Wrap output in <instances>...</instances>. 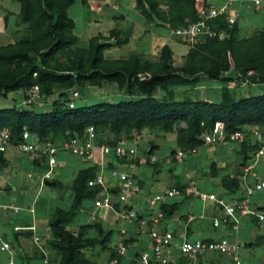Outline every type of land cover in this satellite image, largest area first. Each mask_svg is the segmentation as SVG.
Returning a JSON list of instances; mask_svg holds the SVG:
<instances>
[{
    "label": "trees",
    "instance_id": "obj_1",
    "mask_svg": "<svg viewBox=\"0 0 264 264\" xmlns=\"http://www.w3.org/2000/svg\"><path fill=\"white\" fill-rule=\"evenodd\" d=\"M16 1L20 3L21 20L33 22L35 27L31 34L19 41L0 45V102L9 93L31 91L36 86L46 95H52L55 88L63 89L60 93L63 97L71 89L72 93L74 90L80 91L87 82L99 85L103 81L118 84L126 96L117 102L76 104L73 108L69 103L74 99L67 97L61 100L59 96L53 100L49 111L29 106L0 107V127L10 131L11 144L15 149L19 142L25 140L34 144L46 139L56 143L63 142L67 137L66 132L72 136H82L90 126L96 128L97 143L126 147H128L126 142H120L118 139L109 141L103 137L101 127H110L112 131L119 133L140 131L144 128L158 129L164 133L176 131L179 149L203 145V133L212 131L218 121L224 123L227 133L245 130L248 126L264 128V92L221 101L201 98L163 100L155 95L158 89H166L169 85L194 84L200 73L207 74L211 79L235 80V77L222 76L234 68L239 73L237 77L239 80L245 78L250 70L261 71V67H264V28L252 37L239 39L236 35V23L232 29L227 30L229 36L224 39L209 37L198 41L190 47L185 65L180 70L171 64L172 50L169 45L163 47L161 57L157 61L141 58L138 54H131L127 58L105 57V50L121 47L128 42L127 38L120 36L119 30H113L111 33L116 39L114 42L108 40L98 42L93 39L87 56L80 54L66 62H60L58 55L79 42L78 37L71 33L76 24L68 13L75 0ZM158 1L136 0L137 7L145 18L162 20L175 29L198 20L200 8L208 5L207 0H161L167 7L159 8ZM227 17L226 13L218 16L215 20L216 28L226 29ZM25 131L30 133L29 139L24 138ZM241 143L248 145L252 152L258 148V144L250 139ZM158 145L153 142L147 151L148 163H152L150 159L153 152L159 149ZM134 149L137 154L138 150L136 147ZM176 150L172 151L173 155ZM62 152L72 153L67 149H61L57 154L58 162ZM136 154L131 155L127 152L122 157L113 154L112 160L108 159V170L128 169L129 163L138 161ZM34 163L39 168H48V156L33 158ZM100 169V165L94 163L81 168L71 185L73 199L70 206L68 209L55 208L49 224L50 235L40 240L41 243H37L40 255L47 257L43 260L48 264H51L52 258L56 264H95L92 253L102 256L99 249L109 250L107 264H121V259L127 252L119 254V243L124 241L128 250L135 236L122 234L121 229L125 228L127 233V229L134 221L122 223L118 216L120 210L136 208L139 218L135 221L140 223L138 228L141 230V226L146 224L152 226V223L142 218L140 210L132 204V196L124 204H119L118 199L111 200L117 209L114 212L117 217L116 223L120 225L117 229L120 235L116 236L115 241L113 229H108L101 219L97 221L93 219L90 223L83 215L86 218L84 223L70 228L84 201L95 200L101 194H105L104 186L89 185V180L94 178ZM129 170L133 173L134 182L139 186V191L134 193L135 195L142 188L133 170ZM109 189L112 190L110 186ZM150 206L154 212L158 211V206L151 204ZM178 206L179 203L164 202L160 205V210L164 216H168L173 214ZM28 235L31 237V232ZM115 259L117 262H114ZM138 262L140 263L139 258Z\"/></svg>",
    "mask_w": 264,
    "mask_h": 264
},
{
    "label": "rangeland",
    "instance_id": "obj_2",
    "mask_svg": "<svg viewBox=\"0 0 264 264\" xmlns=\"http://www.w3.org/2000/svg\"><path fill=\"white\" fill-rule=\"evenodd\" d=\"M158 7L166 8L167 4L159 0ZM19 12L20 3L18 1H0V45L19 41L22 37L31 34L32 29L35 27V23L23 22L20 18ZM68 13L69 16L74 19L76 24L71 33L78 37L79 42L58 55V60L60 62H66L70 58L80 54L87 56L90 43L93 39L98 42L106 40L114 42L116 39L111 36V33L113 30H119L118 32L120 36L127 38L128 42L121 47H112L105 50V57L110 59L127 58L131 54H138L141 58L157 61L161 57L163 47L170 44L169 46H171L170 48L172 50V66H174L177 70H180L185 65L186 54L189 51L190 44L192 42L191 39L177 36L175 34V27L169 23L162 22V20L159 19L149 20L145 18L138 9L136 0H75V2L70 6ZM263 13L264 8L260 7L257 13L255 12L252 17L255 29L253 28L252 32H250V27H244L241 35H244V37H246V35L252 37L255 33H258L256 31H258L257 29H259V27H261L262 30L264 18L260 14ZM261 68V71L250 70L245 78H241L239 80L237 79L239 73H237L234 68L231 69L232 72L223 74H225L226 77H235V80H225L223 78L214 80L209 78L207 74L200 73L198 74L197 82L194 84L169 85L166 89H158L155 92V95L163 100L171 98L178 100L183 98H201L209 101H221L222 99L232 100L239 99L244 95L259 94L264 92V67ZM261 76H263V80H261ZM62 90L63 89L55 88L52 95L42 94L40 91L37 93V90L34 94H31V91L25 90L9 93L2 98L0 107H9L13 105L19 107L29 106L33 108L39 107L41 110L49 111L52 107L53 100L60 96ZM80 92L81 94L79 97H74L71 89V91H68L67 95L60 97L61 100L71 97L74 101H76L77 105H87L100 101L117 102L124 99L126 96L125 92L120 89L118 84L108 81H103L99 85H93L87 82L83 87H81ZM27 94L28 96L33 95L31 101L28 100L31 96L27 99ZM101 130H103V137L109 141L118 139L120 142H126L128 147H136L138 154L145 159L149 156L147 151L150 149L153 142L155 144H159V149L153 152V157L151 156V158H153V160L150 159L152 163H143L141 167L134 170H143L145 187L147 189L152 187L154 191H163L169 183L176 185L177 182L181 185L187 184L189 186L195 182L196 187L201 191H218L217 186L214 185L216 183H214L215 180L212 175L213 162L216 161L218 163H225L228 167L235 166L237 168L239 167V161L242 160L240 154L237 155L234 152H227L226 148H224L229 145H237L236 143L229 144L221 142L217 144H203L199 147L196 155L189 156L185 160L166 162V153H170L172 149L170 145L174 146L173 144H170V142L173 141L176 136V131L173 133H164L158 129L153 130L144 128L140 131H122L119 133L112 131L110 127H101ZM222 147L223 150L221 149ZM221 151L224 154V158L222 157ZM6 153L11 159L8 171H11V173L14 174L13 179L23 182L29 180L26 184V188L30 194H23V191L14 193L17 196H20L17 204L22 205V203H26L25 200L27 198L28 201L31 202L33 197H35L39 204V210L45 212V210H47L51 205V197L53 195L56 198L52 201V204H54L55 207L68 209L73 199V195L71 193L73 179L77 175L80 167L87 164L86 162L82 161L78 164L76 163L77 161L75 158L78 156L68 152L60 153L59 162L53 167V175L59 179L61 185L59 187H53L45 184V179H42L39 176L41 174V170L44 169L42 170L43 174L46 168H38L28 163L29 160L25 156H30L31 154L16 151L14 147H10ZM112 155L113 152L110 154V157H112ZM100 156V153L97 152V154H95L96 158H94V161L92 162H95L96 159H98V164L101 166V162L104 163L106 161ZM173 157V153L171 152V158L173 159ZM125 171L130 170L129 168H126ZM27 172L31 173L29 178H26L28 175ZM104 173L108 176L107 171ZM210 181L212 184H209ZM111 182L116 183L118 181L111 178L110 183ZM188 197L193 199L188 202V206L192 208V204H194V207H196L199 199L192 193L188 194ZM112 198L116 199L118 197L114 194L112 195ZM84 203L81 205L77 217L74 219L73 223H71V229H73V226L76 224H78V227L79 223H84L86 218L83 215L90 218L93 217L91 216V212L95 211L93 215H97L98 217L100 211L110 210V207H103L99 209H96L95 206L91 207V200L88 201L87 208L84 206ZM107 213L110 214L108 211ZM244 220L247 221V218H244ZM108 221L109 223L105 226L108 229H113V241H115V238L118 235L117 229L120 225L113 222L114 220L112 217L111 219L108 218ZM243 223L244 221H241L237 232H239V230L242 232L244 231V227L247 225ZM260 224L261 228L256 222H249V225L256 226V230H264V221H261ZM224 226L226 227L227 225L224 224ZM47 227L46 230H43L42 232L39 231V233L42 234L48 231L49 228L47 230ZM8 232L9 233L5 236V238L1 236V241H4V239L9 240L12 248L4 250L1 248L2 242H0V259L4 262V264L8 263L9 257H14V261L16 262L25 259L24 256L20 257L22 255H17L20 252L19 248H22L24 245H21L19 241L10 234V231ZM147 236L148 234L144 232L142 240L147 239ZM28 237L29 236H27L26 239L23 238L22 242L26 244L28 242ZM226 239L230 244H232L231 241L233 240L229 237ZM257 240H260V238L255 241ZM26 245H30V243ZM99 250L102 256L92 253L94 254L92 259L95 264H107L109 250ZM256 250L260 252V254L264 255V246H260ZM126 252V255H124L121 259V264H129L127 261L130 259L129 253H131V251L127 250ZM216 253L217 252L215 251H207L205 255L206 257L208 255L211 257V254L214 255ZM218 254L225 257V254ZM242 256L244 257V255ZM242 256L241 258H243ZM257 256L253 255L255 261L258 259ZM45 258L47 259V257L39 254L37 261L32 260L30 262H21L23 264H30L31 262L32 264H43V261L46 262V260H43ZM51 264H56L53 258Z\"/></svg>",
    "mask_w": 264,
    "mask_h": 264
},
{
    "label": "crops",
    "instance_id": "obj_3",
    "mask_svg": "<svg viewBox=\"0 0 264 264\" xmlns=\"http://www.w3.org/2000/svg\"><path fill=\"white\" fill-rule=\"evenodd\" d=\"M252 1L253 0H207V3L212 4L216 7L227 6V14H237L238 19H237L236 35L239 39H244V38H248L249 35H246V37H244V35H241L242 29L244 27H250L251 29L250 32H252L254 28V22L252 21L253 20L252 17L254 16L253 14L255 12L257 13L260 7L264 8V3L261 6H255L253 5ZM260 15H262V17L264 18V13ZM263 28H264V23H263ZM257 30L258 31L256 32L259 33L261 31V27H259V29ZM258 33H255L254 35ZM230 72H232V70L225 73L228 74ZM223 76H225V74H223ZM255 128H260V126H248V130H252ZM249 139L254 143V140L252 138H248V140ZM225 143L237 144V145H229L224 148H226L227 152H234L237 155L239 154L241 155L242 160L239 161V167L237 168L235 166L228 167V165H226L225 163L223 164L214 161L212 165V173H213L212 175H213V179L215 180L214 183H216L214 185L217 186L218 191L203 190L202 192L207 194L215 193L218 197H221L225 199L226 202L231 203L236 199L242 198L246 195V185L248 182L251 183L254 179L253 176L250 174L247 176L246 179L244 178V171L247 166H252V171H256L260 177L264 176V159L261 158L257 160L256 157L254 156L255 152H252V150L250 149V147H248V145H245L239 141H225ZM170 144H173L174 146L170 145L172 149L170 153L169 152L166 153V158H167L166 162H171V161L177 162L179 160L175 159L174 157L173 159L171 158V152L173 150L180 148L177 145L176 136L174 137L173 141L170 142ZM221 149L223 150V147ZM221 153H222V157L224 158V154L222 151ZM25 157H27V159L29 160L28 163L38 167L35 163L33 164V158L37 159L38 155H30ZM75 158L77 161L76 163L78 164L82 161L87 163L85 166L80 167V169L90 166L93 163L100 165L98 164V159H96L95 162H92L89 160H85L81 157L79 158L75 157ZM136 159L138 161H135L136 167L133 169V172L137 182L140 183L142 189L139 193L133 195V197L131 198V202L140 210V214L142 215V218L148 219L151 212H154L153 210H151L153 207L151 208L149 204V199L152 196L162 194L166 190L172 188H176L179 192L176 196L167 197V199L165 200V203L168 204L179 203V206L173 214L165 216L164 220L161 221L160 223V228L163 231L172 232L175 237L174 246L170 254L169 264H215L216 262H224L225 264H232L233 260L229 255L225 254L224 255L225 257H222L218 253L220 254L223 253L218 251H215L217 253L214 255L211 254L212 255L211 257H209V255L206 257L205 253L197 256H191L181 253V251L178 249L177 246L183 240V238H187L190 241H194L198 239H201L203 241H211V240L225 239L227 237L233 240L231 241L233 245H238L237 247V249L239 250L238 255L241 259L242 264H264V255L260 254V252L256 250L260 246H264V230L263 229H261V231L256 230L255 225L253 226L249 225V222L252 221L253 223L256 222L257 224H259L258 226L261 228V224H260L261 221L258 222L255 219V217L246 215V216H240L238 225H235L231 218L225 217L222 207L215 200H211L209 198L204 200L195 192L196 191L195 182L190 186L187 184L181 185L179 182H177L176 185L169 183L163 189V191H154L152 187L147 189L145 187V181L143 178L144 175L143 170L134 171L136 168L141 167L143 163H148L147 159L141 157L138 154V151L136 154ZM109 160L111 161L112 158L110 157ZM10 162L11 159L7 156L6 152L0 154V242L3 243L6 241L10 243V241L7 239L1 241L2 239L1 236L5 238V236L8 235L9 233L8 231H10L11 232L10 234L14 236L21 245H24L22 246V248H19L20 252L17 255L19 256L22 255L20 257L24 256L25 259L19 260L18 262L15 261L17 264L18 263L23 264L22 262L24 261L30 262L32 260L33 261L38 260L40 253L37 243L34 242L33 240V235L41 236V240H44L47 236L50 235V226H49L50 219L52 218L56 208L55 205L52 204V201H54V199L56 198L52 195L51 205L47 210H45V212L39 210L40 209L38 207L39 204L35 197H33V200L31 202H29L27 198L25 200L26 203H22V205L17 204V202H19L20 196H17L14 193H19L23 191V194L24 193L30 194L26 188V184L29 180L25 182L19 181L17 179L14 180L13 179L14 174H12L11 171H8V166L10 165ZM42 170H41V174L43 172ZM106 171L108 172V169H106ZM27 173L28 175L26 178H29L31 176V173L30 172ZM41 174L39 175L40 177L42 176ZM57 180L59 181L58 178ZM107 181L110 182L109 176H107ZM209 184H212V182L210 181ZM60 185L61 182L55 187H59ZM197 189L199 190V188ZM191 193L199 199V202L197 203L196 207H194V204H192L193 206L192 208L188 206L189 205L188 202L190 200H193L192 198L188 197V194ZM114 194L117 195V193L114 190H111L109 197L111 200L116 201L118 198L116 199L112 198V195ZM101 196L98 198H104L106 194H101ZM95 200L91 199L92 202L91 207L95 206ZM88 201L89 200H87L86 202L84 201L85 203L83 202L86 208ZM252 201L257 207H259L261 210L264 211V190L255 192L252 195ZM9 205H16L19 206L21 209L18 212H16L10 208H7V206ZM99 208L100 207H96V209ZM107 211L110 212L111 216L110 214L107 213ZM107 211L105 210L100 211L98 217L97 215L96 216L93 215L95 211L91 212V216L93 217L89 218L88 216L86 215L85 216L87 217V220L90 223L93 219H95V221L101 219L104 225H107L109 223L108 218L111 219V217L114 220L113 222H116L117 217L114 214L115 210L110 209ZM244 218H247V221H245ZM241 221H244L243 224H246L247 226L244 227L245 229L243 232L240 230L239 232H237V229ZM224 224L227 225L226 226L227 228L224 226ZM139 225H140L139 222L134 221L127 229V233H126L127 236H132V235L135 236L133 238L134 240L131 241V244L128 247V250L131 251V253H129L130 259H128L127 261L129 264H140L138 262L140 253L143 251H150L151 249L150 230L153 225L152 226L147 224L142 225L141 230L138 228ZM46 227L47 230L49 228L48 231L42 234L39 233V231L42 232L43 230H46ZM30 232H31V237L28 235ZM144 232L147 233L148 236L147 239L142 240V236ZM27 236L29 237H28V242L26 244L30 243V245H26L24 242H22L23 238L26 239ZM258 238H260V240L255 241ZM209 252H214V251H209ZM242 255H244V257ZM253 255L256 256L258 255L257 256L258 259L256 261L254 260ZM241 256L243 258H241ZM11 259L15 260L14 257H9L8 262ZM44 263L45 261H43V264ZM0 264H4V262L1 259H0ZM30 264H32V262Z\"/></svg>",
    "mask_w": 264,
    "mask_h": 264
},
{
    "label": "built area",
    "instance_id": "obj_4",
    "mask_svg": "<svg viewBox=\"0 0 264 264\" xmlns=\"http://www.w3.org/2000/svg\"><path fill=\"white\" fill-rule=\"evenodd\" d=\"M253 5L261 6L264 0H253ZM227 14V6L216 7L212 4H208L200 8L198 13V20L189 23L187 26L178 27L175 29V34L182 38H190V47H193L198 41L206 40L209 37H218L219 39H224L228 37L229 33L227 30L232 29L237 23V14H228L226 29H218L215 26V20L218 16L222 14ZM39 88L33 87L31 90L34 94ZM80 91H73V96L78 97ZM33 95L28 99L32 100ZM71 108L76 106V101L72 100L69 103ZM67 137L63 142L56 143L51 139H46L45 141L38 142L34 144L29 142V140L21 141L17 144L16 149L22 153L33 154L38 156L47 155L48 156V166L49 169L44 174V179L50 178L53 174V167L57 165L58 159L57 154L61 149H67L74 155L85 158L86 160L93 161L95 154L100 153V157L106 162H101V169L97 175L89 180V185H102L105 189L106 196L104 198H99L96 200V205L99 207H110L115 210L110 199V186L118 195L119 204H124L128 201L134 193L139 191V186L134 182L132 171H125L120 168H113L109 171V177L113 180H117L118 183H108L106 176L104 174L105 168L108 166V159L110 154L122 157L123 154H136L134 148L126 147L123 145L110 146L107 144H99L96 141V128L90 126L88 130L82 136H72L69 132H66ZM25 139H29L30 133L25 131L23 134ZM252 138L255 143L258 144V148L255 151L254 156L256 159H264V128H255L252 130H237L235 132L227 133L224 129V123L218 121L215 123L212 131H205L202 135V140L204 144H216L218 142L225 141H239L242 142ZM35 140H37L35 138ZM11 144V134L7 128L0 127V154L8 151ZM198 152V147H193L189 149H178L174 153V158L177 160L186 159L189 156L196 155ZM153 157V156H152ZM153 160V158H151ZM135 163H129V169L133 170ZM253 176V181L247 183L246 185V195L242 198L236 199L235 201L228 203L225 199L218 197L215 193L207 194L195 187V192L202 199L215 200L223 209L224 215L227 218H231L235 225L239 223L240 216H253L259 221H264V211L257 207L252 201V195L257 191L264 190V176L260 177L256 171H252V166H247L244 171V178L246 179L248 175ZM108 183V184H107ZM113 188H119L113 189ZM176 188L168 189L162 194L152 196L149 200L152 206H158V211L151 213L146 219L152 223V228L150 230L151 238V249L150 251H143L139 256V261L141 264H169L170 254L174 246V235L172 232L163 231L160 228L161 221L164 220V213L160 210V205L165 202L167 197H173L178 194ZM6 207V206H5ZM10 208L18 212L21 208L16 205H9ZM117 210V209H116ZM119 219L122 223L133 222L139 218L138 211L136 208L123 209L118 211ZM122 234H126V229H121ZM40 236L34 235V242L40 243ZM177 245V244H176ZM181 253L185 255L197 256L206 253L207 251H218L223 254L229 255L233 260L232 264H242L241 259L238 255V245L230 244L229 241L225 239L203 241L201 239L190 241L187 238L177 245ZM2 248L5 250L11 249L9 242H3ZM127 251V246L124 241L119 243V254H124ZM114 262H117L115 259ZM8 264H17L14 260H10ZM45 264H48L47 262ZM215 264H225L224 262H216Z\"/></svg>",
    "mask_w": 264,
    "mask_h": 264
},
{
    "label": "clouds",
    "instance_id": "obj_5",
    "mask_svg": "<svg viewBox=\"0 0 264 264\" xmlns=\"http://www.w3.org/2000/svg\"><path fill=\"white\" fill-rule=\"evenodd\" d=\"M7 152V151H6ZM32 155V154H31ZM101 167V166H100ZM108 167V166H107ZM105 168V171L104 172H106V169H108V168ZM49 169V167L48 168H46V170H45V172L47 171ZM45 172L42 174V176H41V178L42 179H44V174H45ZM53 172H54V170H53ZM105 174V173H104ZM106 176V175H105ZM108 176H109V170H108ZM110 178V177H109ZM55 179H57V177H54V175L52 174V176L50 177V178H47V179H45V184H47L46 183V181L47 180H51V181H55L57 184L55 185V186H57L58 185V182L55 180ZM111 179V178H110ZM106 180H107V176H106ZM108 183H109V181H107ZM116 183H118V182H116ZM49 185V184H48ZM51 186H53V185H51ZM55 186H53V187H55ZM118 196V195H117ZM102 197V196H101ZM99 199V198H98ZM96 200H97V198H96ZM96 200H95V206L96 207H99V206H97L96 205ZM101 208V207H100ZM106 208H108V207H106ZM111 209V208H110ZM6 242V241H5ZM3 244V243H2ZM1 248H2V245H1ZM5 250V249H4ZM13 260V259H12Z\"/></svg>",
    "mask_w": 264,
    "mask_h": 264
},
{
    "label": "water",
    "instance_id": "obj_6",
    "mask_svg": "<svg viewBox=\"0 0 264 264\" xmlns=\"http://www.w3.org/2000/svg\"><path fill=\"white\" fill-rule=\"evenodd\" d=\"M47 184L55 186L57 183L55 181L47 180Z\"/></svg>",
    "mask_w": 264,
    "mask_h": 264
}]
</instances>
